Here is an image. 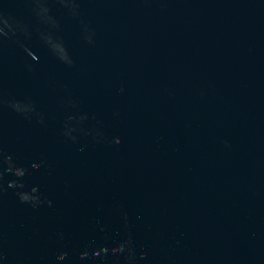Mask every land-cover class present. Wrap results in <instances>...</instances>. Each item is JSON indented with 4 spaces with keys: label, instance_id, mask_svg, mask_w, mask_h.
Segmentation results:
<instances>
[{
    "label": "water",
    "instance_id": "water-1",
    "mask_svg": "<svg viewBox=\"0 0 264 264\" xmlns=\"http://www.w3.org/2000/svg\"><path fill=\"white\" fill-rule=\"evenodd\" d=\"M0 264H264V0H0Z\"/></svg>",
    "mask_w": 264,
    "mask_h": 264
}]
</instances>
